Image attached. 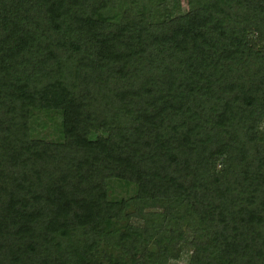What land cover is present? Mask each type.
Here are the masks:
<instances>
[{
  "label": "trees",
  "instance_id": "16d2710c",
  "mask_svg": "<svg viewBox=\"0 0 264 264\" xmlns=\"http://www.w3.org/2000/svg\"><path fill=\"white\" fill-rule=\"evenodd\" d=\"M171 1L0 0V264H264V0Z\"/></svg>",
  "mask_w": 264,
  "mask_h": 264
},
{
  "label": "rangeland",
  "instance_id": "374dc122",
  "mask_svg": "<svg viewBox=\"0 0 264 264\" xmlns=\"http://www.w3.org/2000/svg\"><path fill=\"white\" fill-rule=\"evenodd\" d=\"M168 12L170 11L172 16L178 15L179 13H183L186 11L184 0H172L167 5ZM169 14V13H167ZM33 124V129L35 130V134H33L36 138H41L46 141H51L57 139V131L55 130L59 120L58 119H46L44 116H39L38 122ZM261 127H264L261 125ZM135 194V187L133 185L123 186L119 184H112L110 186V190L108 195L112 198L119 197H131ZM189 255V251L184 250L176 261L170 262L168 264H187V258Z\"/></svg>",
  "mask_w": 264,
  "mask_h": 264
}]
</instances>
